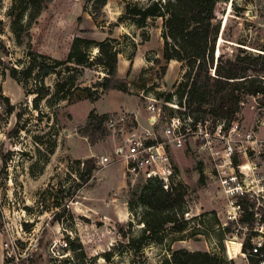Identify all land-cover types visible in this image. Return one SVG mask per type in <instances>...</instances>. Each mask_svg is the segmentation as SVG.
Returning <instances> with one entry per match:
<instances>
[{
    "label": "rangeland",
    "instance_id": "obj_1",
    "mask_svg": "<svg viewBox=\"0 0 264 264\" xmlns=\"http://www.w3.org/2000/svg\"><path fill=\"white\" fill-rule=\"evenodd\" d=\"M124 6V0H108L95 18L92 0H0V41L6 46L0 49V92L16 107L8 115L0 100V264H160L180 248L218 254L226 264H248L249 251L242 250L246 238L255 231L251 244H264V106L262 96L244 94L231 121L245 131L254 129L261 143L247 153L237 152L231 162L216 160L194 137L186 147L173 149L179 180L188 185L186 216L197 218L187 231L170 233L141 252L127 247L120 228L138 233L141 225L129 200L145 181L125 174V161L116 154L122 144L118 133L106 130L102 135L91 128L99 138L90 142L86 118L94 106L117 110L109 115L124 110L134 113L142 128L148 127L147 105L155 98L160 113L156 132H161L175 109L165 97L176 91L186 67L164 58L161 18L143 28L116 25ZM217 16L222 27L216 57L218 50L224 59L242 52L264 54V0L221 1ZM71 34L96 41L117 39L118 77L128 83L130 93L112 91L96 105L89 99L58 106L44 100L41 114L34 95L26 94L10 68L21 67L30 48L57 59L67 56ZM90 53L94 58L98 49L92 47ZM105 75L101 66L85 67L76 83L92 87ZM56 81V75L46 78L52 91ZM26 88L33 89L34 80ZM18 112L24 129L16 131ZM102 155L111 162L100 164ZM91 158L96 168L84 184V165L78 161ZM251 211L253 222L242 223ZM229 242L236 243L233 253ZM106 252L113 253L109 262L102 257Z\"/></svg>",
    "mask_w": 264,
    "mask_h": 264
},
{
    "label": "trees",
    "instance_id": "obj_2",
    "mask_svg": "<svg viewBox=\"0 0 264 264\" xmlns=\"http://www.w3.org/2000/svg\"><path fill=\"white\" fill-rule=\"evenodd\" d=\"M221 1L226 0H124V12L116 25L130 23L143 28L149 20L161 18L164 58L167 61L182 62L186 67L182 79L175 85L176 91L169 93L165 97L166 101L176 100L180 107H185V111L176 110L181 114L190 115L195 120H210L214 126L224 123V126L229 128L234 122L231 120L240 111L244 94L262 96L260 104L264 106V54L242 52L235 58L224 59L218 50V56H215L222 27V22L217 16V7ZM92 2L94 16L98 18L108 0ZM68 45L67 56L61 59L30 48L27 52L28 60L21 63V67L10 68L11 77L23 85L26 94L34 95V107L41 114H44L41 108L44 100L58 106L61 101L73 103L89 99L95 102L105 91L113 89L130 93L128 83L118 77L121 50L117 39L96 41L71 34L68 37ZM92 47L98 49L94 58L90 53ZM5 48L4 43L0 41V49ZM92 66H101L104 69L106 75L103 80L92 87L78 86V76L85 67ZM65 71L69 76L63 78ZM50 75L57 76L54 91L46 82ZM31 80H34V88L28 91L26 85H29ZM77 92L85 95L78 96ZM0 100L5 102L6 112L11 115L16 107L10 98L0 92ZM108 116L109 114H98L94 109L90 111L85 126V136H88L90 142L95 143L99 138L95 130H102V135L107 130L104 121ZM21 117L22 113L18 112L16 131L24 129ZM91 128L95 130L90 131ZM55 145L56 143L53 147ZM78 162L84 165V173L81 176L85 175V184L93 177L95 161L91 158ZM187 195L188 185L179 179L174 181L169 189H165L158 179H147L129 200V209L141 225L138 233L130 235L131 228H120V235L128 240L127 247L141 252L151 243H161L170 233L187 231L191 221L197 218L186 216L189 212ZM136 207L140 210L137 211ZM249 214L242 216V223L253 222L255 213L251 211ZM253 234L255 231L243 242L242 250L246 253L249 251L248 264H261L264 244L259 247L258 254H252ZM112 255V252H106L102 257L109 262ZM8 261L6 258L5 262ZM160 264H226V259L209 251L180 248L172 251L171 256L166 257Z\"/></svg>",
    "mask_w": 264,
    "mask_h": 264
},
{
    "label": "built area",
    "instance_id": "obj_3",
    "mask_svg": "<svg viewBox=\"0 0 264 264\" xmlns=\"http://www.w3.org/2000/svg\"><path fill=\"white\" fill-rule=\"evenodd\" d=\"M149 101L148 127L142 128L136 115L124 110L109 115L104 121L107 130L122 137V144L117 148L116 154L124 159L125 174L134 181L139 177L144 181L155 178L162 182L165 189H169L179 179L172 150L186 147V142L192 137L201 141L213 157L218 156L215 157L216 160L230 162L237 152L247 153L250 148L254 150L261 143L254 129L245 131L238 121H234L229 128L224 123L214 126L210 120H195L190 115L177 112L179 109L185 111V107L171 102L167 103L175 108V112L171 113L163 130L157 133L160 115L157 111V99L149 98ZM219 146L222 148L218 149ZM98 161L107 165L111 158L102 155ZM261 245L255 246L252 254H258Z\"/></svg>",
    "mask_w": 264,
    "mask_h": 264
},
{
    "label": "crops",
    "instance_id": "obj_4",
    "mask_svg": "<svg viewBox=\"0 0 264 264\" xmlns=\"http://www.w3.org/2000/svg\"><path fill=\"white\" fill-rule=\"evenodd\" d=\"M173 61H177V60H171V62H173ZM168 71H169V70H168ZM112 91H116V92H118L119 90H115V89H113V90H109V91L105 92L99 100H97V101H95V102H92V103H93L94 105H96V103H97L98 101H100L101 99H103L108 93H110V92H112ZM119 93H124V92L119 91ZM124 94H127V93H124ZM127 95H128V94H127ZM93 109H94L95 112L98 113V114H108V113H112V112L117 111V110H112V111H102V110H99L96 106H94ZM90 111H91V110H90ZM90 111H89V113H90ZM89 113H88V115H89ZM87 119H88V116H87V118H86V121H87ZM4 261H5V259H4Z\"/></svg>",
    "mask_w": 264,
    "mask_h": 264
},
{
    "label": "bare ground",
    "instance_id": "obj_5",
    "mask_svg": "<svg viewBox=\"0 0 264 264\" xmlns=\"http://www.w3.org/2000/svg\"><path fill=\"white\" fill-rule=\"evenodd\" d=\"M236 249V243L235 242H229V251L230 253H233V250ZM238 249V247H237Z\"/></svg>",
    "mask_w": 264,
    "mask_h": 264
},
{
    "label": "water",
    "instance_id": "obj_6",
    "mask_svg": "<svg viewBox=\"0 0 264 264\" xmlns=\"http://www.w3.org/2000/svg\"><path fill=\"white\" fill-rule=\"evenodd\" d=\"M217 56H218V55H217ZM121 152H122V149L119 150V153H121Z\"/></svg>",
    "mask_w": 264,
    "mask_h": 264
}]
</instances>
